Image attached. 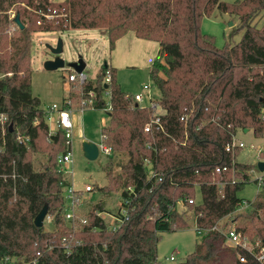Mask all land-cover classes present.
<instances>
[{"label":"trees","instance_id":"1","mask_svg":"<svg viewBox=\"0 0 264 264\" xmlns=\"http://www.w3.org/2000/svg\"><path fill=\"white\" fill-rule=\"evenodd\" d=\"M12 9L25 28L14 22ZM215 10L238 15L240 41L218 47L213 35L202 32V18ZM262 10L264 0H0V113L8 117L0 123V255L36 264H157L160 232L188 226L177 204L182 201L192 208L202 236L175 264H260L245 251L247 260L240 261L238 249L213 227L225 217L241 218L234 225L238 231L264 240V177L248 208L235 213L246 200L238 192L258 167L237 159L241 149L226 151L240 131L264 137V22L253 24ZM100 27L108 31L110 51L129 31L160 43L149 73L164 109L163 129L145 131L153 111L122 89L108 62L96 85L83 84V91L95 90L97 109L105 107L104 91L110 92L109 123L102 131L112 152H125L128 160L117 174L108 160V183L101 190H121L128 215L113 229L98 202L88 224L73 232L62 214L64 187L71 183L58 163L67 151L66 136L62 129L49 136L42 101L32 92V34ZM106 69L112 72L108 86L102 82ZM37 152L47 156L43 169L34 167ZM147 159L162 180L149 178ZM218 165L228 169L218 172ZM197 187L202 200L192 203ZM45 204L54 216L52 230L34 224Z\"/></svg>","mask_w":264,"mask_h":264},{"label":"rangeland","instance_id":"2","mask_svg":"<svg viewBox=\"0 0 264 264\" xmlns=\"http://www.w3.org/2000/svg\"><path fill=\"white\" fill-rule=\"evenodd\" d=\"M224 1L234 3L242 0ZM15 14V10L12 9L10 12L11 17H14ZM263 22L264 10L255 18L253 24L260 26ZM239 24L238 15L221 13L215 10L212 15H206L202 18L201 30L205 34L213 35L216 45L223 47L227 43L235 44L240 41L244 30L237 29ZM107 34L108 31L104 27L33 32L31 46L32 92L40 97L42 107L46 108L47 105L59 104L72 112L71 117L74 122L72 160L63 164L65 170L63 172L74 188L84 190L80 194L79 216L88 219L92 207L96 203L102 202L105 208L102 216L109 226L117 227L119 223L114 220L122 207L121 190L116 189L111 193H105L101 190V187L108 183V169L105 167L108 160H113V174H117L121 170L120 164H124L128 160V154L125 152H114L109 156L101 153L96 159L87 157L84 143L86 141L91 143H99L101 141V129L109 123L108 111L99 108H87L81 111L82 95L80 90L82 87L78 81L69 82L67 80L68 74L73 71V68L68 63L77 61L82 56L87 63L85 72L89 80L98 82L97 78H99L104 62L110 63L111 51ZM59 39L63 42V49L58 55L65 60L66 64L63 68L48 70L45 68V62L57 56L51 47H55ZM116 75L124 91L132 95L139 92L144 94L145 97L140 102V105H148L150 103V95L154 96V100L158 98L159 91L152 86L149 64H143L142 61L136 62L134 65L119 68L116 70ZM145 85H151L150 90L145 88ZM66 99L72 101L69 107L65 106L64 100ZM105 99L108 101L110 97L105 96ZM158 110L164 111L161 106L158 107ZM48 119L46 121L49 124L50 131H52L56 125ZM237 138L246 143V147L238 152L237 159L240 162L257 164L258 161L264 160V137L258 138L252 130H249L240 131L237 134ZM47 141H50L49 138ZM46 158L47 156L44 153H34V167L43 169ZM262 174L264 172L259 169L252 171V181L238 192L239 196L250 201L254 200L262 188V185L255 179ZM87 184L93 185L92 191H85ZM195 199L197 203L202 200L199 187H197ZM243 206L237 209L235 213L246 210L249 205L244 204ZM178 208L184 214V217L188 219V226L175 231L160 232L157 264H175L183 261L187 253L194 251L196 243L201 239L202 233L197 230L192 208L181 206V204H178ZM242 220L239 218L235 221L227 217L223 220V223L227 222L232 225ZM43 228L44 230H52L54 228L52 218H45ZM78 228H80V225ZM171 256H174L175 260H171Z\"/></svg>","mask_w":264,"mask_h":264},{"label":"built area","instance_id":"3","mask_svg":"<svg viewBox=\"0 0 264 264\" xmlns=\"http://www.w3.org/2000/svg\"><path fill=\"white\" fill-rule=\"evenodd\" d=\"M102 69V68H101ZM67 80L69 82H74L78 81L81 85L87 83V82H92L93 85H96L97 82H93L92 80H89L88 75L85 72V69L81 72L78 73L74 69L72 72H70L67 76ZM98 81V78H97ZM112 81V72L110 69H106V71L103 74V80L102 82L104 83L105 86H108L109 83ZM145 88L150 90L151 85H145ZM81 95H82V101H81V111L87 109V108H94V103L96 101V92L94 89H89L87 92L83 91V87L81 88ZM105 96H110L109 90L104 91V98ZM135 100L140 103L144 99V94L139 92L134 95ZM150 103L147 106L150 108L153 112L151 115V119L145 124V131H152L154 128H159L163 129V125L161 122V114L164 113L158 110V107L161 106L156 100L153 99V96H149ZM71 100L66 99L64 100L65 106L69 107L71 105ZM63 103V104H64ZM162 107V106H161ZM112 108V103L110 100L106 101L105 99V107L103 109L110 111ZM49 109V110H48ZM46 112V118H49L48 120H51L55 123V130L50 131V134L55 133L57 129H62L65 133L66 136V145H67V151L65 153H62L59 155L58 158V163L60 170L65 171L63 164L67 163L72 160V138L74 136V122L71 117L70 110H67L66 108H63L59 104H52L48 106V108L45 109ZM56 112V113H54ZM188 115H182L181 120L182 121H187ZM8 120L7 115L0 113V123H5ZM107 136L101 129V141L97 143L98 148H99V155L101 153H104L105 155L109 156L113 154V150L110 146H108L105 142ZM252 146H254L252 144ZM246 147V143L243 140H240L237 138V135H234L231 142H229L226 145V151L232 152L233 154L238 150V149H243ZM146 165L149 167V178H155L157 180H162V177H158L156 172L152 169V164L150 160H146ZM228 169V165H218L216 167V170L218 172L226 171ZM255 170V169H254ZM253 170V171H254ZM264 174L258 176L259 184L262 185V180H263ZM220 185H224V183H221ZM129 190L132 191V188L129 187ZM93 190V185H86L85 191L89 192ZM84 190H79L73 187L72 184L66 185L64 187V197H65V203L63 206L62 214L64 216V219L66 221V224L72 229L73 232H76L80 230L84 225L88 224L89 220L86 218H82L79 216V202H80V194L83 193ZM122 198H121V203H122ZM190 202H196L195 198L190 199ZM125 204L130 203V199L127 198L124 200ZM177 204H181V206H185L182 201H178ZM244 204L249 205V201L245 200ZM243 204V205H244ZM241 207H244V206ZM128 215V209L126 206H123L119 209L118 215L114 221L118 222L119 224L116 226H110L113 229L119 228L124 221L126 220ZM47 218H52L54 219V216L48 214L46 216ZM227 218V217H225ZM224 218V219H225ZM222 219L219 224L215 225L213 228L219 230L222 232L226 238V243L234 248L238 249V257L239 260L244 262L247 260L246 254H243L242 251L248 252L253 255V257L260 263L264 264V240L257 239L253 241L251 238H249L247 235L243 234L242 232L238 231L237 228L234 226L235 224L233 223L232 225L228 226L227 228H224V223ZM80 225V228L78 226ZM65 250L69 251L71 249V242L68 241L67 237H64V244H63ZM52 246H49V249ZM171 260H175L174 256L170 257ZM37 259L33 260L32 262L29 263H19L17 258L10 256V255H0V264H36Z\"/></svg>","mask_w":264,"mask_h":264},{"label":"crops","instance_id":"4","mask_svg":"<svg viewBox=\"0 0 264 264\" xmlns=\"http://www.w3.org/2000/svg\"><path fill=\"white\" fill-rule=\"evenodd\" d=\"M160 49L161 46L158 41L140 38L134 31H129L117 40L115 48L110 53L109 65L116 70L134 65L136 62L140 61L150 66L153 60L159 56ZM47 107L48 105L46 108ZM43 108L46 109L45 107Z\"/></svg>","mask_w":264,"mask_h":264},{"label":"water","instance_id":"5","mask_svg":"<svg viewBox=\"0 0 264 264\" xmlns=\"http://www.w3.org/2000/svg\"><path fill=\"white\" fill-rule=\"evenodd\" d=\"M14 22L21 28H25V24L22 22L20 13L17 12L13 17ZM52 51L57 55L53 59H49L45 62V68L48 70L63 68L66 64L65 60L61 58L58 54L63 49V42L59 39L58 44L55 47H51ZM86 62L82 56L79 57L77 61L69 62L68 65L72 67L76 72L81 73L86 68ZM102 67H107V62L105 61ZM138 103V102H137ZM138 105V104H137ZM84 149L86 155L89 159H96L99 156V148L97 143H91L86 141L84 143ZM257 167L260 171L264 172V160H260L257 162ZM48 215V204H45L43 208L40 210L38 215L34 219V224L37 227H43L44 220Z\"/></svg>","mask_w":264,"mask_h":264}]
</instances>
